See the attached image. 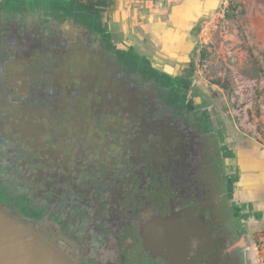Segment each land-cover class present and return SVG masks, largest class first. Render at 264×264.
Wrapping results in <instances>:
<instances>
[{
	"label": "flooded vegetation",
	"instance_id": "flooded-vegetation-1",
	"mask_svg": "<svg viewBox=\"0 0 264 264\" xmlns=\"http://www.w3.org/2000/svg\"><path fill=\"white\" fill-rule=\"evenodd\" d=\"M30 1L78 11L38 12L0 35V208L72 264H255L257 225L236 198L244 135L197 68L163 57L151 87L115 64L85 69L79 0H0Z\"/></svg>",
	"mask_w": 264,
	"mask_h": 264
},
{
	"label": "rangeland",
	"instance_id": "rangeland-1",
	"mask_svg": "<svg viewBox=\"0 0 264 264\" xmlns=\"http://www.w3.org/2000/svg\"><path fill=\"white\" fill-rule=\"evenodd\" d=\"M123 1L118 9L116 0H111L113 17L121 15L119 11L127 15L125 20H115L119 34L117 36L115 33L114 37H124L128 44L133 43L142 63L145 59H151L152 64L154 62L158 66L165 64L164 58L158 54L160 43L155 39L156 35L149 32L150 29H141V23L146 27L158 18L169 24L170 16H174L173 13L182 7L187 12H194L196 18L190 23L189 31L194 32V35L189 38L196 42V48L185 55L187 60L184 63L173 64L180 63L181 69L191 64L195 66L194 81L201 92L218 99L224 121L230 125L233 119L245 139L264 140V0H232L238 5L232 20L224 17V10L230 0ZM157 6L159 12L154 18L151 16L148 19L149 9ZM64 8L65 4L55 10L52 7L50 9L58 12ZM139 15L145 18H135ZM174 23L178 24L176 21ZM193 53L197 55L196 58L192 57ZM219 84L227 85V89L221 88ZM255 230L258 248V252L254 251L255 264H263L264 246H261L259 238L264 234V222Z\"/></svg>",
	"mask_w": 264,
	"mask_h": 264
},
{
	"label": "water",
	"instance_id": "water-1",
	"mask_svg": "<svg viewBox=\"0 0 264 264\" xmlns=\"http://www.w3.org/2000/svg\"><path fill=\"white\" fill-rule=\"evenodd\" d=\"M96 1L90 0L89 3L87 0H79V5L82 7L80 11L85 14L79 18L80 25L73 26L76 32L73 34V44L77 45L79 51L77 52L76 50L74 53H79V57L84 56L85 62L89 64V66H84V68L91 70V64L95 62L115 64L120 72L122 71V73L128 75L131 82L139 84L145 81V86H154L158 79L156 75H159L158 68L160 67L154 62L152 64L150 62L152 61L151 59H145V62L142 63L143 60L138 55L139 52L136 53L138 50L135 45L133 43L128 44L124 37L113 38L114 33L116 35L119 34L117 27L112 23H108L107 6L105 4L104 6L101 5L104 1L100 6H96ZM107 1L105 0L104 3H107ZM72 3L76 5L77 2L72 0ZM35 5L36 2L30 1L25 3L24 6L26 7L19 8L15 4L0 2V35L3 39H12L18 34L25 32V26L21 24V21L25 22L26 19L37 20L38 12L53 11L50 8H39ZM69 5H71L70 2L67 3L66 9L60 11H78L77 9L69 8ZM110 19L111 21L113 20L112 13L110 14ZM75 20V23H78V19ZM77 27L78 30H75ZM62 36L64 35L62 34ZM174 61L177 62L176 60ZM74 69L80 70L82 66L71 63L67 64L65 70L74 72ZM0 264L72 263L63 258L57 248L44 235L21 223L0 208Z\"/></svg>",
	"mask_w": 264,
	"mask_h": 264
},
{
	"label": "crops",
	"instance_id": "crops-1",
	"mask_svg": "<svg viewBox=\"0 0 264 264\" xmlns=\"http://www.w3.org/2000/svg\"><path fill=\"white\" fill-rule=\"evenodd\" d=\"M116 3L119 9L124 1L116 0ZM119 12L122 14L119 16L116 15L113 19L125 20L126 13L123 11ZM157 12H159L158 6L155 9L150 8L147 18L150 19L151 16L154 18ZM173 14L174 16H170V22L172 23L169 22L168 24L167 21L164 22V20L157 18L156 21L150 22L146 27L142 22L140 27L142 30H145V28L150 29L149 32L156 35L155 39L157 38V41L160 43L158 47L162 57L184 63L187 60L185 55L191 52L193 50L191 48H194L196 44L193 38H189V36L193 37L189 32L191 30L190 23L192 20H195L196 14L191 11H185L183 7ZM135 18L144 19L145 17L144 15H139ZM175 21L178 23L177 25H175ZM150 25L152 26L151 28ZM193 41V44L190 43ZM188 48L190 50L186 52ZM234 151L236 152L235 167L238 172L236 198L246 213L251 214V223L258 226L264 221V142L258 139L256 141L244 138L236 143ZM255 213L256 216H254ZM259 242H262L261 246L263 247L264 234L259 238Z\"/></svg>",
	"mask_w": 264,
	"mask_h": 264
},
{
	"label": "trees",
	"instance_id": "trees-1",
	"mask_svg": "<svg viewBox=\"0 0 264 264\" xmlns=\"http://www.w3.org/2000/svg\"><path fill=\"white\" fill-rule=\"evenodd\" d=\"M238 8V5L234 3L232 0L228 2L227 7L224 10V17L228 20H232L236 14V10ZM221 88L227 89V85L219 84ZM264 137V134L262 135ZM264 142V140H263Z\"/></svg>",
	"mask_w": 264,
	"mask_h": 264
}]
</instances>
